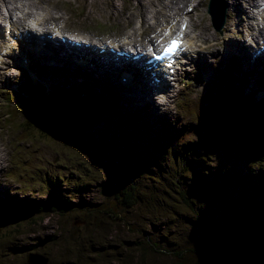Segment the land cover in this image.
I'll use <instances>...</instances> for the list:
<instances>
[{"label":"rangeland","instance_id":"374dc122","mask_svg":"<svg viewBox=\"0 0 264 264\" xmlns=\"http://www.w3.org/2000/svg\"><path fill=\"white\" fill-rule=\"evenodd\" d=\"M208 3L209 0H0V53L3 51V54L0 55L2 62L0 67V155H2L0 159V209L3 210L2 213L4 214L1 215L0 211V264H32V261L37 260V258H39L38 263H40L41 257L49 258L47 264H130L133 262L132 255L134 253L130 251L132 249L130 247L136 248V240L142 242L141 244L148 241L152 247V251L149 250L151 253L143 259L142 264L145 262H147L146 264H179L181 261L187 263L186 260H178V258L184 256L189 249L198 246L205 248L210 244L207 240L215 243V239L223 237L226 227L217 225L221 223L219 214L228 212V209H231V202L226 200L224 196L211 201L209 196L213 194L214 188H211L213 186H204L203 181H199L198 185H203L201 196L206 209L210 211L212 229L218 228L215 233H212L207 227L199 229L194 224V218L187 224L171 220L165 229L154 230V227L159 226L162 220L167 221L164 218L163 209L155 213L153 207L156 205V201L150 204L153 209H144L153 220L151 224L143 225L146 229L141 228L140 218L137 216L133 218L134 220H130L132 228L123 222H117L116 219L115 221L110 220V224L107 226L100 225L99 229L94 228L88 234L83 231L82 225L68 210L60 208L61 211L45 210L39 212L30 208L33 201L42 200L50 189L56 190V182L59 176L65 183L67 182L70 171L61 170L64 163L69 162L72 158L76 160L87 157L88 154L83 152L85 148H91L88 152L94 160L90 163L91 166L117 168L116 159L109 156L106 149L101 150L97 143L100 141V134L105 133L102 130L103 127L107 123L111 126L116 123V120L112 119L113 108L108 103L102 102V113L96 116L92 113L94 109L92 105L90 107L85 104L78 105L76 112L80 127L71 142H63L35 125L31 113L33 103L24 104L23 101H20L19 108L16 106L18 111H14L16 113L14 117L6 113V110L14 109V107L6 108L7 94L16 93L28 82L38 86L43 83L44 86L48 87L49 85L45 81L58 80L61 82L64 80V82L67 81L66 88L70 89L69 80H71L93 90L96 88L104 90L99 82L104 84L109 82V77L105 73L100 72L102 74L100 77L95 76L96 74L90 75L91 72H85L82 68L80 71L74 68L76 65L70 62L73 67L69 66L65 60H59L60 65L54 66L42 56H34L31 51H21L22 45L15 38L16 33L21 32V29L16 28L19 20L18 22H10L11 19L17 20L29 13L24 21L28 26L35 25L38 20L45 22L47 27H63L64 30L77 34H90L91 36L95 35V37L104 35L107 42L112 41L119 44L128 42L130 45L147 46L152 40L155 44H159L162 40L161 36L152 37L151 32L163 33L170 22L176 23L182 16L187 15L192 19L194 29L189 39L192 50H194L196 43L200 45L195 47L196 50H199V55L195 60L197 63L194 61V65L191 67L192 71L189 74L181 72L177 77L178 81L174 86V91L166 90L163 92L164 99L162 102L157 101L147 105L153 110L152 115L161 119L177 120L181 129L172 131L171 139L166 140L164 138L168 133H161V136H158L155 141L142 142L140 145L144 147L146 154H151L149 156L152 162L149 171H155L157 165L169 167V161L166 158L169 152L183 156L192 151L196 147L195 144L192 146V142L196 139L200 150L206 153L205 163L212 167V175L218 171L224 174L234 173V175L240 173L234 179L236 181L243 180L245 173H247V167L254 162L250 161L248 148L242 143V133L238 134L235 131L232 137L222 140L215 137L220 113L226 111L222 107L223 88L221 87L215 92L210 100L202 101L201 106L203 105V108L198 114L195 99L204 90V82L198 80L197 75L200 70L194 67L196 64L201 67L202 65L209 66L213 69L210 77L214 72L220 70L221 79L213 85H221L222 72L228 71L227 66L231 57L225 52V48L231 47L233 44H237L236 47H238L240 43L248 44L250 41L246 22L248 14L244 11L240 12L241 9L236 7V4L237 6L248 7V2L245 0L235 2L234 0H216L215 12L218 22L225 21L223 31L220 34L214 31L211 19L207 14ZM190 8H194L195 11L189 13ZM55 18L60 20L59 23L50 22ZM97 25L106 26L107 32L99 34L95 28ZM142 33L149 34L139 38ZM210 44L215 45L208 49ZM30 54L32 55L30 56ZM226 56L227 61L224 62ZM26 57L30 58L31 64L26 65L24 63L23 59ZM33 57L39 58L34 64L32 62ZM243 66L256 75L255 70L250 69L245 64ZM36 67L37 70H35ZM74 69L75 72H73ZM108 69H111V66ZM118 70L121 71L119 68ZM242 78L245 79V77ZM88 79L93 80V82L88 81ZM115 80L118 82L120 78L116 77ZM248 80L252 81L248 84V93L261 94L264 81H259L256 78H249ZM240 81L244 83V80ZM75 88L76 83L74 82L71 89L74 90ZM124 89V87L121 88V91ZM233 91L236 92L233 101L240 103L241 118L238 123L243 124L244 127L255 124L263 130L261 125H264V117L258 116L261 115V112L264 113V107L259 108L261 112L252 109L248 100L244 102L249 105L243 106L241 86L233 88ZM120 95L122 94L120 93ZM52 98L54 101H59L56 97L47 99ZM97 101L99 105L100 101ZM136 103L143 105L141 102ZM125 111L131 113L128 108H125ZM71 117V110L68 112L59 110L54 118V125L59 129L61 128V121L66 122V124L70 123ZM235 124L237 123L232 118L230 125ZM148 137L154 139L157 136L150 135ZM112 139L113 137H110V141ZM149 143H151L152 148H147L150 146ZM103 147L105 148L106 144H103ZM112 147L115 148L116 145H112ZM112 151L115 150L112 149ZM118 158L122 161L136 163L133 156L128 153L118 154ZM185 161L188 162V160ZM83 165L76 164V167L81 169ZM258 166V164L254 165L253 168ZM84 170L88 171L85 167ZM201 172L197 162L191 163L187 171L193 180L197 174L202 176V180L206 179V176ZM105 173L108 174L107 178L94 173L91 177H84L81 173V178H74L73 182L67 183L64 188L66 191L73 192L72 202L75 204L81 202L89 207L100 206L104 203L103 211L109 204L111 205L113 200L107 201L108 198L103 195L106 189L105 181L116 182V185L111 188L115 189L118 185V177L106 171ZM126 173L137 176V174H144V171L130 173L126 170ZM189 175H182L181 178H188ZM146 177L148 179L152 176ZM129 180L124 181V183L128 185ZM173 182L168 183L172 189ZM176 183L177 190L181 195L185 185ZM184 183L186 184V181ZM171 192L169 190L170 194ZM181 201L182 205L176 208L177 214L175 215L177 217L186 210L182 199ZM23 206H27L28 210L23 209ZM97 210L93 212L92 216L95 217L92 219L95 222L99 219L104 220L102 217L96 216L102 214L101 211ZM258 211L261 213V220L264 223V210ZM137 212L141 211L138 210ZM5 214L8 218L4 217ZM243 221H245L244 218ZM138 228L140 231H137ZM130 229H133L134 232H131ZM95 230L97 231L94 232ZM81 231L84 234H81ZM168 244H173L171 251L175 250L178 253L179 247V251L185 252H179V257L175 253L170 254L171 258L156 257L153 249L160 253L162 250H169ZM101 247L105 248L102 249L103 252H100ZM247 249L245 246L244 250H238V252L245 254ZM66 250L69 255H66ZM256 263L261 264L259 259Z\"/></svg>","mask_w":264,"mask_h":264},{"label":"trees","instance_id":"16d2710c","mask_svg":"<svg viewBox=\"0 0 264 264\" xmlns=\"http://www.w3.org/2000/svg\"><path fill=\"white\" fill-rule=\"evenodd\" d=\"M99 114H101V110L96 109L95 115L98 116ZM104 128L107 130L104 131L105 133L100 134V141H97V143L98 146L101 147V150L104 151L106 149L107 154L116 159L117 168L111 166L100 168L91 166L90 163L94 161L88 153L91 148H85L83 152L88 154L87 157L77 158L76 160L72 158L69 162L64 163L63 169L61 170L64 172L70 171V176L69 179H67V182L65 183V181L59 176L56 182V190L53 191L50 189V191L43 196L42 200L33 201L30 208H34L39 212L45 210L61 211L60 208L68 210L71 215H74L76 221L82 225L83 231L87 234L90 231H93L94 228L99 229L100 225H109V221H115V219H117V222H123L125 225L132 228L130 220H134L133 218H136L137 216L140 218L141 228L146 229L143 225L146 223L151 224L153 220L147 215L148 213L147 211H144V209L151 210L153 208H155V213L163 209L164 218L167 219V221L162 220V223L159 226H155L154 230H160L161 228L165 229V226L168 227L171 220L187 224L194 218V224H196L199 229L207 227L212 233H215L218 228L215 227L212 229L210 223V211L206 209L205 202H203L201 196L203 185H198L199 181H203L204 186H213L211 188H214L213 194L209 196L211 201H215V199L224 196L226 200L228 199L231 202V209H228V212L226 213L219 214L221 223H218L217 225H224L226 227L223 237L215 239V243L207 240L208 243H210L209 246L205 248L198 246L197 248L189 249L187 252L183 250L179 251V247L177 249L178 253L175 250L171 251L174 243L168 244L169 250H162L159 253L157 250L153 249L155 256L171 258L170 254L175 253V255L179 257V252H185L184 256L179 257L178 260H186L187 263H182L181 261L179 264H258L256 263L258 262V259L261 264H264V223H262V216L258 211L264 210L263 130L259 129L255 124L249 127L243 126L241 130H236V133H242V143L248 148L250 161L254 162L247 167V173H245L244 179L236 181L234 177L239 176L240 173L234 175V173L224 174L221 171H218L214 175L211 174L212 167L205 163V159H202L201 154L205 155L206 153L205 151L200 150L197 140H193L192 146L195 144L196 147L192 151H189L188 154L186 153L183 156H179L175 153L169 152L166 155V158L169 161V167L157 165L155 171H149L152 162L151 157L149 156L151 154H146L144 147L138 143L139 140L141 143H147L152 140L155 141L158 136H161L160 133L152 134L144 132L143 128H131L137 134L138 138H136L130 131L124 129L130 127L126 124H119L118 121L112 126L106 124ZM149 129H155V131H157L158 127H150ZM150 135H156L157 137L150 139V137H148ZM110 137H113L112 141H110ZM164 138L166 140L171 139V132H169ZM103 144H106L105 148L103 147ZM149 144L150 146L147 148H152L151 143ZM112 145H116V147L114 148ZM112 149L115 151H112ZM136 150L137 152L142 151L143 156H138ZM125 153L131 154L136 160V163L133 164L127 161H122L118 158V154ZM185 160H188V162ZM193 162H197L198 168L202 171L201 173L204 172L205 174H208L206 175V180H202V176L200 177L198 174L193 180L187 173L189 165ZM84 163H86V166L83 165ZM76 164L79 166L83 165V168L78 169ZM257 164L259 166L254 169V165ZM84 167L87 168L88 171H85ZM141 168H143L144 174L147 172L153 177H149L151 179L148 178V180L144 174L131 176L126 173V170L130 173H138L142 171ZM105 171L117 175L118 177V185L115 189L111 188L116 185V182L105 181L106 189L104 190L103 195L105 198H108L107 201L109 199L113 200L111 205L109 204V206L103 211L105 207L104 203L100 206L89 207L81 202L78 204L72 202L73 192L66 191L64 188L67 183L73 182L74 178H81V173L84 177H91L94 173L99 174L103 178H107L108 174L106 175ZM182 174H187L189 177L181 178L180 175ZM126 180H129L128 185L124 183ZM185 181L186 184L184 183ZM170 182H173V189L168 184ZM176 182L185 185L184 188H182L181 195L177 190L178 186H176ZM169 190L172 191L171 194L169 193ZM78 194H80V192H78ZM181 199L184 202L186 210L177 217V215H175L177 214L176 208L182 205ZM153 201H156V205L152 208L150 204ZM172 201L174 202V205ZM24 207L27 206H23V209H25ZM96 209L102 213L97 214V216L105 218L106 220L99 219V221L95 222L92 219L93 212ZM138 210L141 212H137ZM0 211L1 215H4L2 213L3 210L0 209ZM4 217L8 218L6 214ZM243 218L245 221H243ZM240 222L242 223V226H240ZM254 228L258 231L257 235L253 230ZM130 230L131 232H134L133 229ZM137 231H140V228H138ZM80 233L84 234L82 231ZM141 243L142 242L136 240V248L132 246L130 247V249H133L130 251L134 252L132 255L133 262L130 264H142L143 259L151 253L149 250L152 251V247L149 242L146 241L144 244ZM245 246L248 248L247 253L240 254L238 250H244ZM102 249L105 248L101 247L100 252H103ZM84 254L86 255V253ZM66 255H69L67 250ZM146 263L147 262L143 264Z\"/></svg>","mask_w":264,"mask_h":264},{"label":"bare ground","instance_id":"6f19581e","mask_svg":"<svg viewBox=\"0 0 264 264\" xmlns=\"http://www.w3.org/2000/svg\"><path fill=\"white\" fill-rule=\"evenodd\" d=\"M237 1V0H234V2ZM248 2V7H244L243 5H239L237 6L236 4V7L241 9L240 12H243L246 13V14H250L251 16H254V12H260L261 9H258V6H259V0H245ZM239 2V1H238ZM263 13V12H261ZM26 20L25 16H23L22 18L19 19V24L22 25L23 27L26 25V23L24 22ZM171 28V26L169 27ZM52 32L51 29H46V36H49L51 35L50 33ZM69 39V38H68ZM215 44H210L208 46V49L209 48H212L214 47ZM237 45L236 44H233V46L229 47V51L232 53V54H235V53H239L241 55L244 56V58L247 59L248 61V57L250 55H253L252 54V51L249 47H236ZM257 47L261 48V45L259 43L256 44ZM47 47V46H46ZM42 52L44 53V56L45 58L47 59V61L49 62H52L54 65H57L58 64V60H65V62L69 65V66H72L70 63L76 65L74 68L81 70V68H87V69H94L98 72H102V73H110V75L112 76V74H122L121 71L118 70V67H115L114 65H111L109 63L106 62V60H109L111 57H104V58H101V57H98L96 55L95 52H93L91 49H83V50H76L74 48H71L69 46H63V45H60L58 43H53L51 44L49 47L47 48H42ZM32 54H30L31 56ZM29 56V57H30ZM51 57V58H50ZM70 62V63H69ZM157 62L156 59H153L151 61V64L155 65ZM31 63V61H30ZM264 64V61L263 63ZM111 66V69H108V67ZM73 67V66H72ZM264 68V67H263ZM120 69V68H119ZM73 72H75V70H73ZM124 77H127L125 74H123ZM250 78V74H246L245 75V80H244V85H248L249 84V79ZM129 80L133 81V78H129ZM143 82L141 85H138V94H137V98L138 99H141L142 102H147L146 100H149L150 99V94L151 92L153 91L154 94L157 95V89H153L152 86H150V80H149V73H146L145 76L142 78ZM88 81H91L93 82V80H89ZM140 82V83H141ZM242 83V81H240V84ZM53 84H55V86H58L59 88L61 86H63V82H60L58 80H54ZM31 86L33 88H38L39 89V86L37 84H34V83H31ZM54 86V85H53ZM77 89V87H76ZM74 89V91L76 90ZM153 94V95H154ZM250 95V94H249ZM164 94L162 93L161 95H157L155 96V98H159V97H163ZM239 103V102H238ZM243 106H248L249 104L247 102H243L242 104ZM264 106V105H263ZM253 108L255 110H258L255 108V106H253ZM260 111V110H259ZM261 112V111H260ZM258 117H264V113L261 112V115L258 116ZM154 117L148 119V124L150 125V123L153 121ZM205 124V122H204ZM207 124V123H206ZM261 128L263 129L264 131V125H261ZM124 129H127L128 131H130L136 138H138L137 134L135 133L134 130H132L131 128H124ZM103 131H106L107 129L103 127L102 129ZM214 131V130H213ZM103 133V132H102ZM264 133V132H263ZM213 141V140H212ZM138 144H141L140 140H139V143ZM137 146V145H136ZM136 149V147H135ZM137 152V150H136ZM138 153V156H143L142 154V151L140 152H137ZM206 155H203L201 154V157L202 159L205 158ZM1 157V156H0ZM142 171H143V168H141ZM202 174H204V176H206V174L203 172ZM146 176L150 175L151 174H148L147 172H145ZM182 175H185V174H182ZM180 175V177L182 176ZM208 175V174H207ZM224 175V174H222ZM153 177V176H152ZM229 177V175H228ZM206 180V179H205ZM141 181V180H140ZM139 181V182H140ZM235 189V188H233ZM232 189V190H233ZM25 210H28V207H24ZM97 216V215H96ZM95 217V216H93ZM104 220H106L105 218H103ZM116 220V219H115ZM255 234L257 235L258 234V231L257 229H253ZM97 230H95L94 232H96ZM73 255V254H72ZM79 256V255H78Z\"/></svg>","mask_w":264,"mask_h":264},{"label":"water","instance_id":"95a60500","mask_svg":"<svg viewBox=\"0 0 264 264\" xmlns=\"http://www.w3.org/2000/svg\"><path fill=\"white\" fill-rule=\"evenodd\" d=\"M222 26L223 25H219L218 27H216L217 30H220ZM51 97H56L57 99H59V101H54V98L47 99ZM59 110H63L64 112H68L69 110H71L72 117L70 119V123L66 124V122L61 121V128L58 129L54 125V118L59 113ZM31 113L32 117L34 118L35 124L40 129L53 135L55 138L63 142H71L72 139L76 136V133L80 127L77 112L74 110V106H72L59 96H45L39 98L33 103ZM231 119L232 118L229 116L228 111H224L221 113L216 127L217 139L228 138L233 135L236 129V124L231 126ZM45 258L46 259L41 257L40 259H42V261L40 263H38L39 258H37V260L32 261V264H47L49 258Z\"/></svg>","mask_w":264,"mask_h":264},{"label":"snow or ice","instance_id":"6c2138e0","mask_svg":"<svg viewBox=\"0 0 264 264\" xmlns=\"http://www.w3.org/2000/svg\"><path fill=\"white\" fill-rule=\"evenodd\" d=\"M179 44L177 40H172L171 43L164 48V55L170 56L176 52V50L179 48Z\"/></svg>","mask_w":264,"mask_h":264}]
</instances>
